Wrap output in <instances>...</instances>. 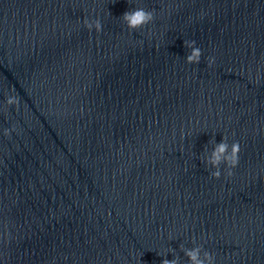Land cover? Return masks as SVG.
<instances>
[{"label":"clouds","instance_id":"1","mask_svg":"<svg viewBox=\"0 0 264 264\" xmlns=\"http://www.w3.org/2000/svg\"><path fill=\"white\" fill-rule=\"evenodd\" d=\"M124 24H126L129 30L141 29L144 26L152 23L155 20L154 10H148L143 7H135L133 10L127 11L121 17ZM84 26L91 32L93 28L97 33L103 31L102 23L99 19L89 20L84 19ZM184 45L186 48L190 49V54L186 56V62L188 64H199L202 56V50L196 46L195 40H184ZM216 58L214 56L207 59V66L211 67L215 63ZM14 91V89H12ZM20 103V98L18 95L8 96L6 99V104L8 106H18ZM12 129H4V135L10 136ZM228 138L223 137L220 143L214 142V147L210 153L206 154L203 158V163L206 166H211L214 171L210 172V176L214 179H219L221 176L220 166L223 164L226 166L227 175L232 176L233 173L231 169H234L239 163V154L241 152L240 142L233 141L231 145L227 142ZM181 250L184 255L188 258L189 264H215L214 254L203 250V246H196L191 249L184 248L181 245ZM162 264H179V257H175L172 260L163 259Z\"/></svg>","mask_w":264,"mask_h":264}]
</instances>
